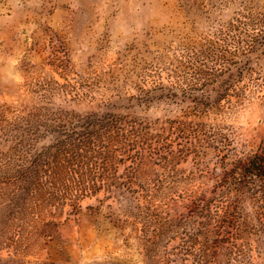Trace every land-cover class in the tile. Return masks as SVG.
Here are the masks:
<instances>
[{
    "label": "rangeland",
    "instance_id": "374dc122",
    "mask_svg": "<svg viewBox=\"0 0 264 264\" xmlns=\"http://www.w3.org/2000/svg\"><path fill=\"white\" fill-rule=\"evenodd\" d=\"M264 0H0V264H264Z\"/></svg>",
    "mask_w": 264,
    "mask_h": 264
},
{
    "label": "trees",
    "instance_id": "16d2710c",
    "mask_svg": "<svg viewBox=\"0 0 264 264\" xmlns=\"http://www.w3.org/2000/svg\"><path fill=\"white\" fill-rule=\"evenodd\" d=\"M242 162L243 165L241 166V169L245 167L244 170H246V172L243 173V176L248 178L249 174H253L259 177V180L264 182V151L244 156L240 160V164ZM247 173L249 174L247 175Z\"/></svg>",
    "mask_w": 264,
    "mask_h": 264
}]
</instances>
